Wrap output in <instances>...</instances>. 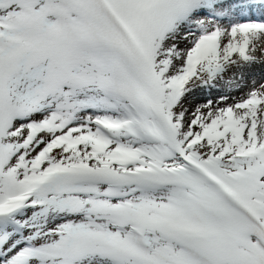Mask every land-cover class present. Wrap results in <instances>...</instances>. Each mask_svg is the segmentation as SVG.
<instances>
[{
	"label": "snow or ice",
	"instance_id": "6c2138e0",
	"mask_svg": "<svg viewBox=\"0 0 264 264\" xmlns=\"http://www.w3.org/2000/svg\"><path fill=\"white\" fill-rule=\"evenodd\" d=\"M258 53L264 0H0V264H264Z\"/></svg>",
	"mask_w": 264,
	"mask_h": 264
},
{
	"label": "rangeland",
	"instance_id": "374dc122",
	"mask_svg": "<svg viewBox=\"0 0 264 264\" xmlns=\"http://www.w3.org/2000/svg\"><path fill=\"white\" fill-rule=\"evenodd\" d=\"M258 59L260 60V61H264V56H260L259 55V53H258ZM247 70H245L244 71V78H245V80L247 81V82H249L248 81V77H246L247 75ZM257 79V78H256ZM219 95V93H217V92H213L212 94H211V97H208L207 96V94H200V95H198L197 97H196V102H198V103H204L205 102V100L207 99V98H211V99H215L217 96ZM237 95H239V94H237Z\"/></svg>",
	"mask_w": 264,
	"mask_h": 264
},
{
	"label": "bare ground",
	"instance_id": "6f19581e",
	"mask_svg": "<svg viewBox=\"0 0 264 264\" xmlns=\"http://www.w3.org/2000/svg\"><path fill=\"white\" fill-rule=\"evenodd\" d=\"M259 81H260V79H259ZM259 81H257V82H259ZM248 85H249V87H251L250 79H249Z\"/></svg>",
	"mask_w": 264,
	"mask_h": 264
}]
</instances>
